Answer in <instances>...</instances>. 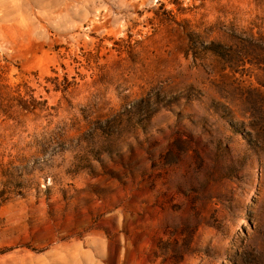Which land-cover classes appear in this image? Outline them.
I'll use <instances>...</instances> for the list:
<instances>
[{
	"label": "rangeland",
	"instance_id": "rangeland-1",
	"mask_svg": "<svg viewBox=\"0 0 264 264\" xmlns=\"http://www.w3.org/2000/svg\"><path fill=\"white\" fill-rule=\"evenodd\" d=\"M0 264H264V0H0Z\"/></svg>",
	"mask_w": 264,
	"mask_h": 264
}]
</instances>
